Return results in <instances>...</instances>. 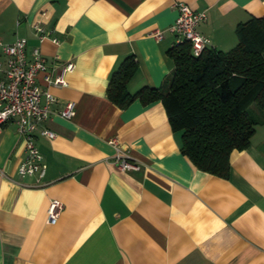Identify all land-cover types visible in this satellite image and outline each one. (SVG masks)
<instances>
[{"label":"crops","instance_id":"1","mask_svg":"<svg viewBox=\"0 0 264 264\" xmlns=\"http://www.w3.org/2000/svg\"><path fill=\"white\" fill-rule=\"evenodd\" d=\"M177 3L206 13L198 32L222 52L236 46L239 24L264 17V0H0L1 43L26 39L28 55L37 48L58 67L51 80L74 64L65 87L48 88L57 102L44 127L56 136L36 133L40 182L17 173L15 126L0 130V264H264V121L219 178L181 153L161 102L119 109L106 97L128 56L137 63L129 94L163 86ZM69 102L65 120L57 113ZM117 155L138 168L121 170ZM53 200L63 208L52 225Z\"/></svg>","mask_w":264,"mask_h":264},{"label":"trees","instance_id":"2","mask_svg":"<svg viewBox=\"0 0 264 264\" xmlns=\"http://www.w3.org/2000/svg\"><path fill=\"white\" fill-rule=\"evenodd\" d=\"M236 46L222 52L205 49L194 57L188 43L167 55L173 71L158 89L131 95L127 85L137 71L133 56L112 72L107 99L119 109L135 101L161 102L173 132L181 133V153L200 171L227 178L229 155L250 145L264 121V17L251 18L235 29Z\"/></svg>","mask_w":264,"mask_h":264},{"label":"built area","instance_id":"3","mask_svg":"<svg viewBox=\"0 0 264 264\" xmlns=\"http://www.w3.org/2000/svg\"><path fill=\"white\" fill-rule=\"evenodd\" d=\"M177 18L169 28L174 37V44L188 43L194 57L209 48V40L198 32V25L206 19V13L196 12L184 3L175 4ZM36 31L41 29L35 27ZM160 36L157 35V38ZM40 39H43L41 37ZM57 43L56 40H52ZM27 41L24 38H16L11 44L0 42V130L6 124H13L16 134L22 143L24 158L18 166L17 173L20 177H36L37 182L45 176L46 167L43 157L35 144L36 133L49 140L55 138L53 133L44 124L49 121L53 112L52 106L57 98L48 90L50 87H65L63 79L65 73L72 72L74 64L68 62L60 69L61 72L55 80H51L50 71L58 67H49L47 60L40 54L37 48L30 55L26 52ZM43 75L45 88L39 84L38 77ZM75 114V104L67 103L57 113L65 120H70ZM119 147L115 141L111 142ZM117 161L121 170H136V164L117 155ZM0 176L4 174L0 171ZM62 204L53 200L49 203L47 217L49 224H55L62 212Z\"/></svg>","mask_w":264,"mask_h":264}]
</instances>
